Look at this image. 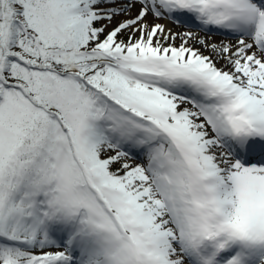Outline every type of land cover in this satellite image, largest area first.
I'll list each match as a JSON object with an SVG mask.
<instances>
[{"label": "snow or ice", "instance_id": "snow-or-ice-1", "mask_svg": "<svg viewBox=\"0 0 264 264\" xmlns=\"http://www.w3.org/2000/svg\"><path fill=\"white\" fill-rule=\"evenodd\" d=\"M0 264H264V0H0Z\"/></svg>", "mask_w": 264, "mask_h": 264}, {"label": "rangeland", "instance_id": "rangeland-1", "mask_svg": "<svg viewBox=\"0 0 264 264\" xmlns=\"http://www.w3.org/2000/svg\"><path fill=\"white\" fill-rule=\"evenodd\" d=\"M159 23L165 24L168 27H173L174 31H186V28H177L173 26L170 22L168 21H159ZM221 40H225V37L223 36H218V35H210V42L211 43H219ZM179 41H177L178 43ZM207 54V53H206Z\"/></svg>", "mask_w": 264, "mask_h": 264}]
</instances>
